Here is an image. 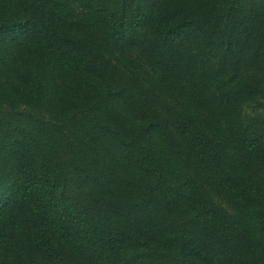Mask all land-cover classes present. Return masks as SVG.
<instances>
[{"label": "trees", "instance_id": "16d2710c", "mask_svg": "<svg viewBox=\"0 0 264 264\" xmlns=\"http://www.w3.org/2000/svg\"><path fill=\"white\" fill-rule=\"evenodd\" d=\"M255 98L264 0H0V264H264Z\"/></svg>", "mask_w": 264, "mask_h": 264}, {"label": "rangeland", "instance_id": "374dc122", "mask_svg": "<svg viewBox=\"0 0 264 264\" xmlns=\"http://www.w3.org/2000/svg\"><path fill=\"white\" fill-rule=\"evenodd\" d=\"M159 98L164 99L162 93ZM220 120L231 134L244 129L251 121L264 122V99L255 98L247 103L242 102L238 107L232 108L225 113L221 112Z\"/></svg>", "mask_w": 264, "mask_h": 264}]
</instances>
